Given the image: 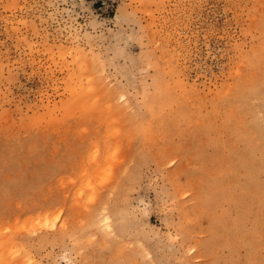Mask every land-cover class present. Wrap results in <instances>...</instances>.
Wrapping results in <instances>:
<instances>
[{"label":"rangeland","instance_id":"obj_1","mask_svg":"<svg viewBox=\"0 0 264 264\" xmlns=\"http://www.w3.org/2000/svg\"><path fill=\"white\" fill-rule=\"evenodd\" d=\"M0 264H264V0H0Z\"/></svg>","mask_w":264,"mask_h":264},{"label":"bare ground","instance_id":"obj_2","mask_svg":"<svg viewBox=\"0 0 264 264\" xmlns=\"http://www.w3.org/2000/svg\"><path fill=\"white\" fill-rule=\"evenodd\" d=\"M93 56V55H92ZM87 61V60H86ZM98 63V62H97ZM86 64V63H85ZM95 64V63H94ZM90 65V64H89ZM97 69V68H96ZM95 70V69H94ZM99 70V69H98ZM97 72V71H96ZM230 101V100H229ZM229 107V106H228ZM232 110V109H231ZM229 111H230V109H229ZM233 113V112H232ZM230 114V113H229ZM228 115V114H227ZM237 116V115H236ZM180 118V117H179ZM238 120V119H237ZM237 124V123H236ZM138 125V124H137ZM136 125V126H137ZM140 126V125H139ZM140 128V127H139ZM143 128V127H142ZM143 129H145V128H143ZM149 131H151V130H149ZM148 135H150V134H148ZM147 135V136H148ZM151 136V135H150ZM162 136V135H161ZM138 137V136H137ZM145 137H146V135H145ZM149 138V137H148ZM153 138V137H152ZM155 138V137H154ZM151 140V139H150ZM154 140V139H153ZM158 141V140H157ZM158 145V144H157ZM135 152V151H134ZM112 182V181H111ZM110 182V183H111ZM116 182V181H115ZM115 184V183H114ZM110 186V185H109ZM116 201V200H115ZM109 216V215H108ZM112 231V230H111ZM107 233V232H106ZM111 235H112V233H111ZM115 237V236H114ZM117 238V237H116ZM99 239V238H98ZM101 243V242H100ZM106 243V242H105ZM108 243V242H107ZM108 245V244H107ZM106 246V245H105ZM111 248V247H110ZM116 248V247H115ZM136 250V249H135ZM120 253V252H119ZM140 254V253H139ZM117 255V254H116ZM123 256V255H122ZM127 256V255H126ZM105 257V256H104ZM135 262V261H134ZM137 263V262H136Z\"/></svg>","mask_w":264,"mask_h":264}]
</instances>
